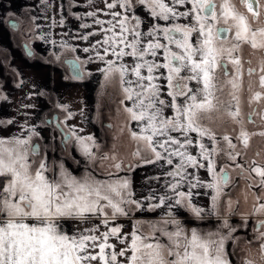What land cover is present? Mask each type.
Masks as SVG:
<instances>
[{"label": "snow or ice", "instance_id": "6c2138e0", "mask_svg": "<svg viewBox=\"0 0 264 264\" xmlns=\"http://www.w3.org/2000/svg\"><path fill=\"white\" fill-rule=\"evenodd\" d=\"M105 2L108 9L116 10L111 13L112 21L108 22L111 27L104 28L103 20L95 21L103 32L110 33L98 43L107 46L104 47L106 56L117 59H105L97 51V57L107 65L101 71L106 82L118 77L121 84L129 85L123 91L126 98L133 101V106L126 111L140 128L139 133L131 132L138 143L135 155L141 157L144 164L164 161L173 165V157L178 158L175 170L166 173L173 178L168 185L173 195L156 197V203L145 206L141 200L132 198L128 179L108 182L91 173L77 179L63 164L54 171L43 155L30 160L29 153L36 152L30 147L31 136L0 139V264H230L225 241L231 239L234 226L225 220L222 227L228 229L227 235L202 234L195 228L186 227L177 217L181 209L188 210L195 218L216 212L222 188L229 181L226 172L217 173L214 157L218 153L224 152L236 167L244 170L242 165L236 164L241 155L237 144L224 134L220 139L226 148L217 147L220 139L215 129L225 117L239 125L236 140L245 148L250 136L256 135L244 127L240 106L244 61L240 52L245 44L252 49L264 50V27L253 26L264 12V0H239L245 12L239 10L236 0H170L172 6L164 0ZM137 4L141 6L139 9ZM185 4L191 7L186 11L176 10V5ZM145 7L149 10L147 22L136 14L143 12ZM119 8H123L124 13ZM157 19L172 23L160 27L155 23ZM181 19L188 23H175ZM142 23H146L144 32L140 30ZM158 34H162L167 44L160 42ZM81 39L87 40L88 36ZM160 50L164 63L146 59L160 56ZM124 57L132 58L130 69L123 62ZM83 63L79 58L72 62L76 79L80 78ZM142 69H146L147 74H142ZM158 69H167V75L161 73L167 81L165 94L171 98L167 102L160 98L161 85L156 81L161 77L154 75ZM255 71L247 69L249 76ZM260 73L258 83L264 89V62ZM130 74L136 77L135 81L125 79ZM132 84L136 87H131ZM262 99L264 92L256 91L249 104ZM165 108L175 114L166 118ZM261 118L264 119V114ZM70 132L83 153L94 159L92 148L97 146L94 138H81L74 130ZM259 135L264 136V132ZM205 138L208 144L204 143ZM252 164L248 171L259 177L258 186L264 191V167L256 166L254 161ZM158 166L163 167V164ZM115 167L120 169L121 164L117 163ZM189 168L205 169L211 174L212 182H202L194 171H188ZM49 172L53 173L51 177L47 175ZM182 181H187L188 191L178 190ZM195 188L215 191L210 212L205 213L193 204L192 189ZM147 199L151 201L152 197ZM157 208L166 218L159 226L149 224L152 231L147 235L139 233V222L137 231L127 234H122V225L109 226V219L131 218L137 211L154 212ZM256 212H264V204H260ZM60 220L74 224L75 231L66 232L63 225L57 223ZM92 220H99L105 230L100 232V225L90 223ZM77 222H86V226L81 227ZM168 225L174 230H169ZM261 228H264V222ZM214 236L219 238L214 239ZM110 238L114 242L110 243ZM260 238L264 248V232Z\"/></svg>", "mask_w": 264, "mask_h": 264}, {"label": "crops", "instance_id": "0c3cea01", "mask_svg": "<svg viewBox=\"0 0 264 264\" xmlns=\"http://www.w3.org/2000/svg\"><path fill=\"white\" fill-rule=\"evenodd\" d=\"M107 2L117 3V0H107ZM164 2L172 6L170 0H164ZM140 7L136 5L137 9ZM190 7V4L176 5V10L186 11ZM115 10L108 9L105 0H47V2L45 0H0V80H3L2 85L0 84V139H27L31 136L30 147L38 142L40 154L32 156L30 152V160L39 159L43 155L54 171L63 164L64 168L77 179L89 173L99 180L108 182L128 179L133 193L132 198L139 199L145 206H149L156 203V197L165 194L173 195L168 186L173 178L166 173L174 171V165H177L179 161L178 158L173 157V165H168L164 161L144 164L141 157L135 155L138 143L133 140L131 132L139 133L140 128L137 126L138 122L132 121L126 111L133 106V101L128 100L123 91L129 85L121 84L118 77H113L106 82L101 70L107 65L96 55L98 51L100 55L105 56V59L114 61L117 59L114 56H106L104 53V47L107 46L102 47L98 41H103L110 33L103 32L101 26L95 23L96 20H103L104 28L111 27L108 22L112 21L111 13ZM119 10L124 13L123 8ZM89 12L95 15L89 16ZM148 12L149 10L145 7L143 12L136 14L142 21L147 22ZM9 18H16L21 22L17 33L7 26ZM155 23L160 27H168L172 22L157 19ZM175 23L186 24L188 21L181 19ZM84 24L90 27L85 28ZM253 26L256 28L255 25ZM140 30L146 31V23H142ZM90 33H96V35H89ZM85 35L88 39H81ZM158 35L160 42L167 44L162 34ZM25 41L31 43L32 48L40 54L51 50L54 55L46 60L40 57L30 59L22 48ZM85 48L90 50L85 52L83 51ZM93 48L95 51L92 50ZM172 48L175 50V47ZM160 52V56L146 59L164 63L162 50ZM65 55H71L84 62L85 78L82 81L73 80L66 67L61 64L60 59ZM240 55L244 61L243 90L240 93L244 127L248 132L256 133V135L250 136L249 144L245 148L236 140L240 132L239 125L225 117L224 122L215 129L218 139L227 134L233 139V143L237 144V151H240L241 155L237 157L236 164L242 165L244 170L236 167L224 152L218 153L214 157L217 173L228 172L229 181L222 188L221 196L217 201V210L212 215L199 218L208 221L207 224L185 223V226L195 228L202 234L218 232L227 235L228 229L222 227L227 220L229 225L234 226V230L230 233L231 239L225 241V251L230 264H249V262L264 264V248L260 238L264 228L260 230L254 228L256 223L264 221V212L259 214L256 212L260 204H264V191L258 186L259 177L248 171L253 166V161L256 166L264 167V136L259 135L260 132H264V119L261 118L264 114V99L249 104L254 92H264L258 83L260 67L264 62V50L252 49L245 44ZM9 61L10 67L14 70L7 74L5 64ZM123 62L129 65V69L133 64L130 57H124ZM228 67L231 71V65ZM248 68L256 70L253 75H248ZM161 73L167 75V69H158L154 75L161 77L156 83L161 85L160 98L167 102L171 98L165 94L167 89L164 86L167 81ZM142 74H147L146 69H142ZM125 79L135 81L136 77L130 74ZM131 87L136 86L132 84ZM4 96L6 98L2 100ZM46 105L62 111L63 124L69 133H71L70 130H74L81 138L87 136L94 138L97 145L92 148L94 159L83 153L75 136H72L64 150L58 147L59 133L43 121ZM174 114L173 110L164 109L166 118H171ZM192 135L195 137V134ZM204 143L208 144L207 138ZM139 146L143 147L142 144ZM216 146L226 148L222 139ZM190 151L198 155L197 151L192 149ZM117 163L121 164L120 169L115 167ZM161 164L163 167L158 166ZM205 165L207 166V162ZM188 171H194L204 183L212 182L211 174L205 169L189 168ZM52 174V172L47 173L49 177ZM181 184L178 190L188 191L187 181H182ZM192 192L193 204L204 209L205 213L210 212L215 191L208 188H195ZM148 197H152V200L149 201ZM163 218L166 216L162 215L160 208H157L154 212L137 211L131 218L109 219V226L122 225V234H127L130 231H137L136 226L139 222L141 225L139 233L147 235L152 231L148 227L149 224L159 226ZM177 218L181 221L198 219L186 209H181ZM57 223L63 225L66 232L75 231L74 224L69 225L63 220ZM77 223H80L81 227L86 226V222ZM90 223L100 225V232L105 230L99 220H92ZM167 227L169 230H174L171 225ZM109 242L112 243L114 240L110 238ZM96 251L98 252V249Z\"/></svg>", "mask_w": 264, "mask_h": 264}, {"label": "flooded vegetation", "instance_id": "af4514ba", "mask_svg": "<svg viewBox=\"0 0 264 264\" xmlns=\"http://www.w3.org/2000/svg\"><path fill=\"white\" fill-rule=\"evenodd\" d=\"M236 2H237V7L239 8V10L240 11H242V12H245L246 10H245V8L243 7V5H241L240 3H239V0H236ZM248 15H250V14H248ZM10 19V18H9ZM253 25H255L256 26V28H259V27H264V12H262V15H261V18H260V20L259 21H257V22H254V24ZM12 31V30H11ZM14 32V31H13ZM15 33H17V32H15ZM25 43H27L31 48H32V46H31V43H28V41H25L23 44H25ZM33 49V48H32ZM34 50V52H35V57H41V56H43V57H45L48 53H50L51 52V50H49V51H46V54L45 55H43V54H40V53H38L37 51H35V49H33ZM54 51V50H53ZM52 53V52H51ZM57 54V53H56ZM69 56H71V55H65L64 57H61V59H60V62H61V64H63L64 65V67H66V65L64 64V60L67 58V57H69ZM34 58V57H33ZM67 69V68H66ZM70 76V75H69ZM7 100V99H6ZM57 118V119H56ZM43 121L46 123V122H48V121H50V122H52V123H55V124H59L60 126H62L63 128H64V130L66 131V133H69L68 131H67V129L65 128V126H64V124H63V113H62V111L59 109V108H54V107H51V106H47L46 105V108H45V111H44V114H43ZM54 128V127H53ZM58 133H59V131H58V129L57 128H54ZM69 134H71V133H69ZM59 135H60V138H59V142H58V147L61 149V150H64L65 148H66V145L68 144V143H66L64 146L62 145V143H61V141H62V136H61V134L59 133ZM72 136V135H71ZM72 138V137H71ZM36 143V142H35ZM34 144V143H33ZM132 216H133V214H132ZM131 216V217H132ZM183 223H191V224H195V223H197V224H202V225H205V224H207V222L208 221H206V220H201V219H189V220H185V221H182ZM262 222H264V221H262ZM262 222H258V223H256V225H255V229H257V227H258V225H259V223H262ZM260 228H261V224H260ZM260 228L259 229H257V230H260Z\"/></svg>", "mask_w": 264, "mask_h": 264}, {"label": "water", "instance_id": "95a60500", "mask_svg": "<svg viewBox=\"0 0 264 264\" xmlns=\"http://www.w3.org/2000/svg\"><path fill=\"white\" fill-rule=\"evenodd\" d=\"M7 26L9 27V29H11L12 31L14 32H18L20 30V26H21V22L16 19V18H11L7 21ZM174 46V45H172ZM23 48V51L25 53V55L28 57V58H33L35 57V52L34 50L27 44H23L22 46ZM76 58L73 57V56H69L67 57L65 60H64V64L66 65V68H67V71H68V74L70 75V77L75 80V81H82L84 78H85V73L83 71V67H82V71L80 73V78L79 79H76L75 76H76V73L73 71V67H72V62L75 61ZM57 119V118H56ZM46 124L49 126V127H54V128H57L59 133L61 134L62 136V145L64 146L66 143H69V141L71 140V134L69 133H66V131L64 130V128L62 126H60L59 124H55V123H52L50 121L46 122ZM31 148H34L36 150L35 154H33L31 152V155L32 156H38L40 154V145L38 142L32 144ZM228 174V177H229V173L226 172ZM260 224L258 225L257 229L260 228Z\"/></svg>", "mask_w": 264, "mask_h": 264}, {"label": "trees", "instance_id": "16d2710c", "mask_svg": "<svg viewBox=\"0 0 264 264\" xmlns=\"http://www.w3.org/2000/svg\"><path fill=\"white\" fill-rule=\"evenodd\" d=\"M68 8H69V10L71 8V3L70 2L68 3ZM53 55H54V53H48L45 57L41 56L40 58H43V59L45 58L44 60H46V59L52 58ZM5 69H6L7 74L8 73L10 74L11 71L13 72L14 69L12 67H10V61L5 64ZM6 72H5V74H6ZM0 82H1L0 84L2 85L3 80H0ZM43 95H46V94H43ZM5 98H6V96H4L2 98V100H5Z\"/></svg>", "mask_w": 264, "mask_h": 264}, {"label": "built area", "instance_id": "2783aa9c", "mask_svg": "<svg viewBox=\"0 0 264 264\" xmlns=\"http://www.w3.org/2000/svg\"><path fill=\"white\" fill-rule=\"evenodd\" d=\"M171 47H175V46H171ZM45 54H46V52L43 53V55H45Z\"/></svg>", "mask_w": 264, "mask_h": 264}]
</instances>
